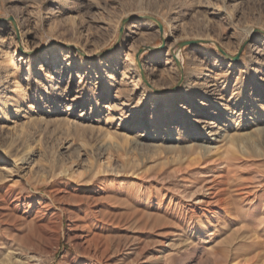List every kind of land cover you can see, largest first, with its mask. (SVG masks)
I'll return each instance as SVG.
<instances>
[{
	"label": "rangeland",
	"instance_id": "374dc122",
	"mask_svg": "<svg viewBox=\"0 0 264 264\" xmlns=\"http://www.w3.org/2000/svg\"><path fill=\"white\" fill-rule=\"evenodd\" d=\"M201 143L234 213L167 222L138 173ZM100 165L122 175L91 200L96 264H264V0H0V264L82 261L76 205Z\"/></svg>",
	"mask_w": 264,
	"mask_h": 264
},
{
	"label": "bare ground",
	"instance_id": "6f19581e",
	"mask_svg": "<svg viewBox=\"0 0 264 264\" xmlns=\"http://www.w3.org/2000/svg\"><path fill=\"white\" fill-rule=\"evenodd\" d=\"M188 150H190V152L195 151L196 153L192 155V152L188 153ZM173 151L176 152V154H173L171 160L165 161V163L171 161L173 164H176L177 167L170 170L168 176H161V173L159 172L152 176H147L145 173H138L142 179H146L150 182H158L161 185L160 191L163 194V198H161L158 203V210L163 212L161 217L166 219L167 222H170L173 217L180 219H194L198 217L204 220H211L212 218L219 216H230L233 214L234 212L231 213V211L235 198L230 187H228L223 180L226 176L224 177L222 174L215 175L212 173L214 171L213 168L224 164L226 159L219 156L220 153L218 151L209 149L203 144L200 146L193 145L190 148L181 146L180 148L175 147L172 152ZM177 151L179 153H177ZM110 167L111 165H108L107 167L100 165L95 175L85 183L87 185L84 188L81 199H79L76 205V209L84 215H80V224L78 226L81 229V232L75 234V238L78 240L75 242V246H85L84 250L86 255L82 261H79L76 264H96L94 259L99 261L106 256V250L101 243L102 236L95 232L96 225H91L88 218L90 214L94 212L93 207L91 206L93 201L91 200L96 198V194L101 189L99 183L100 179H103L104 176L109 174L122 175L121 171H116V169ZM67 169V167L64 168V170ZM132 169V173H137L138 169ZM173 175H178L180 182H176L173 186H170L169 180ZM153 187L154 185H151V188ZM175 202L177 203L176 207H178V205L181 207L178 214H174V211V213L171 212L172 206ZM259 256H262L261 252L252 258L253 261L254 259L256 261ZM20 257V253H15V255L11 256V260L8 264H14L17 261L21 262L22 260ZM26 259L27 260L24 264H35V258L33 256L26 257Z\"/></svg>",
	"mask_w": 264,
	"mask_h": 264
},
{
	"label": "water",
	"instance_id": "95a60500",
	"mask_svg": "<svg viewBox=\"0 0 264 264\" xmlns=\"http://www.w3.org/2000/svg\"><path fill=\"white\" fill-rule=\"evenodd\" d=\"M148 18H150V19H152V20H154V21H156L157 23H158V25H159V27L161 28V30L163 31V24L161 23V21L160 20H158L157 18H155V17H153V16H148ZM11 20L13 21V22H15V19L14 18H11ZM124 26V25H123ZM122 30H123V28H122ZM121 30V31H122ZM201 41H206V40H189V41H184V42H181L180 43V48L181 47H183V46H185V45H187V44H194V43H197V42H201ZM151 48H153V47H151ZM219 49L226 55V56H228V57H232L229 53H227L223 48H221V47H219ZM238 57H239V55H237V56H235V57H233V58H235V59H238ZM177 61H178V63L180 64V60L177 58ZM157 90V89H156Z\"/></svg>",
	"mask_w": 264,
	"mask_h": 264
}]
</instances>
